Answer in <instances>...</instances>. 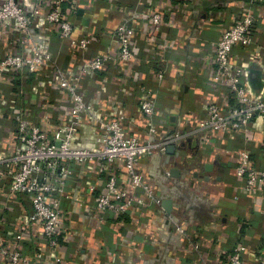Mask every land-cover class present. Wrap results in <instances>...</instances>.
<instances>
[{"label":"built area","instance_id":"built-area-1","mask_svg":"<svg viewBox=\"0 0 264 264\" xmlns=\"http://www.w3.org/2000/svg\"><path fill=\"white\" fill-rule=\"evenodd\" d=\"M154 1L135 0V6L120 8L117 0H106L117 23L113 33L104 27L103 35L110 34L117 47L87 57L84 54L96 30L80 36L83 33L63 9L65 0H29L26 4L22 0H0V254L5 264H27L32 259L75 264L62 256L61 239L72 216L65 204L78 196L79 206L103 221L120 220L133 207L146 208L139 191L159 204L138 173V162L165 152L194 131H177L161 142L151 138L165 126V118L159 115V92L165 75L161 71L147 74V80L156 79L152 89L140 84L137 75L144 62L137 45L143 42L142 51L162 63L173 43L165 40L154 49L143 41V35L151 36L149 27L153 32L161 31L162 16L154 10ZM257 3L264 6V0H255ZM262 17L261 7L250 5L214 43L211 65L206 75H201L207 88L204 96L211 102L196 130L221 132L237 141L228 155L233 159L236 177L244 183L240 192L259 199H264V43L257 35L261 33ZM35 28L43 32V37L55 36L77 50L71 69L64 71L58 66L50 45L41 49L33 34ZM245 58L247 68L234 62ZM245 69L260 76V86L253 93ZM108 72L113 82L105 77L100 84H91L95 77ZM29 79L35 96L30 104L25 85ZM112 84L120 93L136 99L147 121L145 130L150 139L146 142L128 134L122 116L102 118L97 114L91 90H95L96 100L122 103L106 95V87ZM85 117L99 133V150L78 147L84 136ZM256 135L262 138L257 140ZM22 199L28 204L21 205ZM11 213L15 215L12 219L8 216ZM34 227L41 229L44 249L37 248ZM191 246L199 251V243ZM252 255L253 262L249 259ZM199 256L202 264H207ZM221 263L264 264V248L253 252L240 243L224 253Z\"/></svg>","mask_w":264,"mask_h":264},{"label":"crops","instance_id":"crops-1","mask_svg":"<svg viewBox=\"0 0 264 264\" xmlns=\"http://www.w3.org/2000/svg\"><path fill=\"white\" fill-rule=\"evenodd\" d=\"M63 9L77 28L80 36L96 30L87 57L94 56L106 48L114 51L117 43L110 34L103 35L106 27L113 33L117 16L107 9L106 0H65ZM120 8L135 6V0H117ZM24 4L29 0H22ZM255 0H155L154 10L162 16L161 31L143 35V41L157 49L165 40H172L160 63L137 45L138 54L144 64L138 72L141 85L152 89L156 79L147 80L149 72L161 71L164 79L160 86L159 115L165 118V126L151 137L157 142L173 137L177 131H194L181 142L172 145L165 152H156L138 162L137 171L159 201L154 204L142 191L138 195L145 200L146 208L133 207L120 220L107 218L104 221L90 215L86 207L79 206L77 200L65 204L71 211V223L61 239V254L75 264H202L201 255L207 264H222L224 253L242 243L253 252L264 248V199L252 198L240 191L243 180L235 175L233 159L228 155L237 141L221 132L196 131L198 124L206 117L207 105L211 98L204 96L206 71L211 65V50L223 30L227 29L240 12L250 5L261 7L263 17L261 33H257L264 43V6L254 4ZM40 25H42L40 23ZM39 25V26H40ZM34 37L45 50L49 45L58 66L68 71L77 58V50L55 36L43 37L38 28ZM51 42V43H50ZM8 44V43H7ZM11 45V44H9ZM153 56V55H152ZM247 68V59H235ZM140 64V62H139ZM258 66V63L255 62ZM140 66V65H139ZM249 91L260 86V76L245 69ZM108 74L97 76L92 85L100 84ZM90 84L91 89H94ZM26 92L30 104L35 99L32 93L33 81L27 80ZM91 90L93 104L102 118L123 117L129 135H134L142 143L148 139L145 126L147 121L141 113L136 99L120 93L118 86L106 87V95L117 97L122 103L96 100ZM139 90L135 91L137 96ZM84 136L78 146L99 150L98 131L88 117H85ZM257 140L262 138L256 135ZM242 143V142H241ZM254 147V146H252ZM238 196L235 200L234 197ZM21 205H27L25 199ZM14 213L18 211L15 205ZM12 219L15 215L8 214ZM180 229V230H178ZM38 240L37 248L44 249L39 227L32 229ZM199 243V251L191 243ZM36 248V247H35ZM36 248V249H37ZM251 262L255 259L252 255ZM38 263L35 259L29 264ZM6 259L0 254V264ZM27 263V264H28Z\"/></svg>","mask_w":264,"mask_h":264},{"label":"trees","instance_id":"trees-1","mask_svg":"<svg viewBox=\"0 0 264 264\" xmlns=\"http://www.w3.org/2000/svg\"><path fill=\"white\" fill-rule=\"evenodd\" d=\"M22 204V203H21ZM24 206V205H23Z\"/></svg>","mask_w":264,"mask_h":264}]
</instances>
